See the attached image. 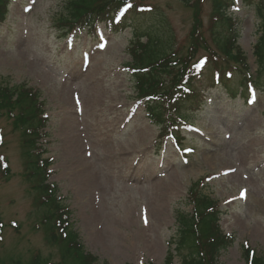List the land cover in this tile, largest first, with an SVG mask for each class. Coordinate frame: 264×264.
I'll return each mask as SVG.
<instances>
[{"label":"rangeland","instance_id":"1","mask_svg":"<svg viewBox=\"0 0 264 264\" xmlns=\"http://www.w3.org/2000/svg\"><path fill=\"white\" fill-rule=\"evenodd\" d=\"M259 1L264 8V0H234V8L227 10L233 22L229 31L211 18L210 0L202 5L207 46L218 52L219 37L233 33L247 59V71L253 74L260 30L254 9ZM63 2L9 0L0 25V84L40 92L47 136L38 143L45 150L42 156L52 159L48 180L67 198L86 251L98 256L100 264H163L176 231L175 211H191L187 189L195 182L216 201L223 234L233 236L218 263H246V246L264 259V236L255 240L248 232L264 230V88L251 89L252 100L239 92L230 98L225 87L208 86L209 73L196 78L193 86L200 93L185 104L192 129L176 132L181 149L194 146L184 156L172 135L152 124L135 95L127 65L137 43L147 39L146 32L167 39L186 55L191 10L179 0H141L144 11L128 14L129 19L125 14L113 26L116 30L101 23L94 33L60 36L55 18ZM202 55L212 58V67L229 68L231 87L246 81V70L238 61L216 60L205 47H199L191 60ZM12 122L1 112L0 156L9 174L0 175V264H26L35 254L56 263L60 246L47 241L48 231L41 223L44 193L39 194L37 182L26 177L22 130ZM80 145L87 146L88 157L77 150ZM74 166L78 177L72 173ZM82 178L94 188L108 237L94 230L93 220L84 223L83 213L89 211L77 207L82 200H77L76 189ZM174 254L171 264H179Z\"/></svg>","mask_w":264,"mask_h":264},{"label":"trees","instance_id":"2","mask_svg":"<svg viewBox=\"0 0 264 264\" xmlns=\"http://www.w3.org/2000/svg\"><path fill=\"white\" fill-rule=\"evenodd\" d=\"M179 1L191 10L192 22L188 31L187 54L181 56L180 49L174 48L166 42L167 39H161L146 32V42L137 43L135 49L131 51V61L127 65L134 70L131 78L134 81L136 96L138 98L149 97L148 102L151 105L148 109L151 114L158 109L155 113L156 118L153 120L157 121L161 130L167 128L163 122L174 123L175 118L178 117L175 111L182 103L181 96L183 94L180 85L183 82L185 84L191 81L190 59L199 47H205L212 57L220 53L225 60L240 58L242 63L245 62L241 50L232 44L233 39L229 32L219 37L222 45L218 52L207 46L202 19V5L207 0ZM210 1L212 5L211 18L223 21L229 31L232 21L226 15L227 1ZM7 5L8 0H0V23L6 16ZM142 8L141 0H64L62 9L55 18V26L64 36L84 29L93 30L96 23L100 21L111 26L116 12L132 13L133 15L138 14ZM261 31L256 45L259 51L264 48V25L261 27ZM259 56L261 57V54ZM260 59L258 58V60ZM222 79L226 80L223 74ZM258 79L257 76L254 80L255 84L258 83ZM39 96V92L25 85L0 86V114L3 111L7 112L13 120V127L22 130V142L26 147L23 153L26 161L24 166L27 172L26 177L37 182L34 187L38 188L41 194L44 193V198L40 199V203L46 207V211L41 223L48 231L47 241L60 246L58 262L50 263L47 259L41 258L39 254H35L26 264H94L97 259L83 253V247L78 241L76 233L70 228L68 211L64 210V205L55 196L56 184L46 183L49 176V173L46 172L49 160L41 158L42 152L38 147V140L46 136L43 128L47 118L43 116V102L40 101ZM2 143L3 137L0 135V146ZM0 166L7 173V166L4 163H0ZM189 202L193 205L194 213L192 215L187 216L179 211L176 213L178 233L173 239L174 248L179 254L181 264H205L206 260H210L212 257L216 259L219 250L225 246L228 240L221 237L217 229V213L214 202L202 192L198 183H192L189 188ZM54 219L57 220L56 225L61 234L57 231L55 222H51ZM10 225L16 228L14 223L10 222ZM198 225V231L194 230ZM1 226L0 223V228ZM169 243L171 242L169 241ZM245 255L247 259L248 250ZM167 257L165 264H169L172 257L170 251ZM209 263L211 264V262ZM252 264H263V260L255 257Z\"/></svg>","mask_w":264,"mask_h":264},{"label":"bare ground","instance_id":"3","mask_svg":"<svg viewBox=\"0 0 264 264\" xmlns=\"http://www.w3.org/2000/svg\"><path fill=\"white\" fill-rule=\"evenodd\" d=\"M86 149H87V146H79L78 148H77V150L80 152V151H84V155L83 156H85V154H86ZM78 151H75V153H78ZM79 154V153H78ZM105 156H108V153L106 152V154H105ZM92 189V188H91ZM98 198V197H97ZM262 207V206H261ZM101 217H102V221H101ZM96 220L100 223V227L102 228V231H101V233L104 235V236H106V237H108V229H107V227L106 226H108L107 224H106V221L104 220V218H103V216H101V213L99 212L98 213V215H97V218H96ZM243 221V220H242ZM110 227H112V226H110ZM114 229H116V228H114ZM249 233H251L252 234V236H253V238L256 240V239H259V237H261V236H264V230L261 228V229H258V230H251V231H248ZM97 239H98V237H97ZM119 245H120V243H118ZM253 245V244H252ZM132 247V246H131ZM131 247H130V250H131ZM117 253H120L119 252V250H117Z\"/></svg>","mask_w":264,"mask_h":264},{"label":"snow or ice","instance_id":"4","mask_svg":"<svg viewBox=\"0 0 264 264\" xmlns=\"http://www.w3.org/2000/svg\"><path fill=\"white\" fill-rule=\"evenodd\" d=\"M186 151H190V149H186ZM241 196H244V191L241 192Z\"/></svg>","mask_w":264,"mask_h":264}]
</instances>
